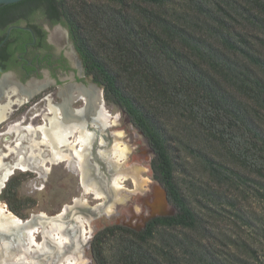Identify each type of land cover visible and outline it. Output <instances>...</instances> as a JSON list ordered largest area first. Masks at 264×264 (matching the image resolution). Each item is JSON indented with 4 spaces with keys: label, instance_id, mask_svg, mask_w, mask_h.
I'll return each mask as SVG.
<instances>
[{
    "label": "trees",
    "instance_id": "trees-1",
    "mask_svg": "<svg viewBox=\"0 0 264 264\" xmlns=\"http://www.w3.org/2000/svg\"><path fill=\"white\" fill-rule=\"evenodd\" d=\"M127 1L72 11L67 0H24L0 12L68 27L87 75L145 137L155 178L178 204L156 234L115 240L111 263L264 264V0H188L176 15L162 10L167 0ZM184 118L223 151L204 157L214 185L194 188L207 217L188 207L175 177L170 127Z\"/></svg>",
    "mask_w": 264,
    "mask_h": 264
},
{
    "label": "flooded vegetation",
    "instance_id": "flooded-vegetation-1",
    "mask_svg": "<svg viewBox=\"0 0 264 264\" xmlns=\"http://www.w3.org/2000/svg\"><path fill=\"white\" fill-rule=\"evenodd\" d=\"M5 7L0 6V12ZM23 14L24 10L9 11L0 19V38L5 36L2 43L3 45L6 43L5 56L0 59V106L7 107L5 118L0 122V143L3 141L2 146L0 145V187L2 186L0 205H3V202L4 207H7L5 210L12 214H17L13 204L18 198L17 191L20 186L16 172L28 173L34 168L48 170L51 164L49 162H58V160H53L54 153L45 134L51 127L50 119H47L48 115H51L50 112L46 114V121L42 127L34 126V118L24 116L23 113L40 94L46 93L54 85L56 88L63 85L62 89L80 85L79 83L84 78L91 77L87 75L84 65V69L79 68L82 59L78 62L74 51L68 54L66 49L59 50L57 43L52 40L51 29L57 25L65 28L63 23L53 24L41 16L40 21L39 18L35 21L33 18L29 20ZM71 60L76 61L78 67H75ZM65 79L69 81L64 82ZM30 84L38 89L32 95H27V91L30 92L31 88L35 87L29 86ZM80 86H91L96 90L100 88L95 83ZM86 129L94 134L88 157V166L91 170L89 179L103 192L102 199H105V204L99 203L89 208L86 207L88 217L76 216L78 213L76 206L80 204L77 198H73V206L66 207L55 217H16L21 223L13 217H9L8 222L4 217H0L6 227L0 231V264H64L66 261L68 264H112L110 251L115 240L123 236L149 237L152 233L156 234L160 231L162 219L175 217L179 213L178 204L172 201L168 189L155 178L151 163L152 180L148 188L139 192L137 197L143 209L136 211L134 207L124 208L127 209V214H120L117 212L120 204L116 202L109 214L107 206L115 201L113 180L116 170L101 159L98 152L101 147V136L106 140L107 149L111 147L112 126L102 130L89 123ZM70 137L71 141L76 138ZM42 138L45 142L40 149L43 150L42 156L46 158V165H42L39 155L32 156L31 154L34 147L33 139L40 142ZM25 141H29V145H25ZM60 150L62 153H71L73 158L71 161L60 163L66 162L75 173L80 174L81 171L77 165L78 157L73 152V148L64 144L60 146ZM150 150L154 154L151 148ZM38 151L37 149L36 153ZM21 156H23V164L28 166L25 170L17 166L21 161ZM80 180V185L85 190L82 173ZM8 188L11 190L9 195L6 192ZM89 194L93 195L94 199H99L95 193L90 192ZM7 195L10 204L6 200ZM128 196L132 197L133 194L129 192ZM161 197L164 202L160 200ZM67 211H70L69 217H63ZM160 212L167 214L160 215ZM34 227H38L40 231L34 233L36 231ZM19 229L20 232H18ZM34 234H36L35 240L43 243L41 247L43 250L34 243L29 251L24 250L29 245L28 241H33Z\"/></svg>",
    "mask_w": 264,
    "mask_h": 264
},
{
    "label": "rangeland",
    "instance_id": "rangeland-1",
    "mask_svg": "<svg viewBox=\"0 0 264 264\" xmlns=\"http://www.w3.org/2000/svg\"><path fill=\"white\" fill-rule=\"evenodd\" d=\"M85 1L89 3L98 2V0L94 2L91 0H67V4L72 8V11H76L77 9H79L80 3H83ZM99 3L107 5V3L104 1H99ZM138 4L140 5L141 3H138L136 1L134 2L132 0H128L126 2L127 7H132ZM189 5L190 4L188 3V0H167L166 5L164 6V8H162V10H164L166 14L176 15L181 11L188 10ZM141 6L144 5L142 4ZM110 8L116 7L111 4ZM236 27L238 30H240V28L246 29L245 26L242 27L239 23H235V28ZM67 30L61 28H55L51 30L52 40L57 43V47H59V50L66 49L68 54L71 53V51H74L77 55V61L80 62L81 57L80 55H78L79 53L77 51V47L71 38L69 29ZM101 57L105 59L103 53H101ZM71 62L73 65H75V67H78V63H76V61L71 60ZM80 64L81 65L79 66V68L81 70L84 69L82 61L80 62ZM111 68L114 67L111 66ZM63 81L68 82L69 79H65ZM73 81L75 82L77 80ZM92 83H94L92 78L86 77L79 84L89 86ZM31 85L33 84H30L29 86ZM29 86L27 88H29ZM62 86H58L56 88L54 85L46 93L40 94L32 104H29L30 106L23 114L24 116L28 115L29 117L34 118V126L42 127V125L46 121V114L48 112H50L51 114V105H58L63 103V96L60 95ZM93 89L96 90L95 88ZM96 91L100 94L101 97L104 96V91L102 88H98ZM83 105L84 104L82 100H76L73 103L74 108H82ZM103 109L109 114V126L102 130L108 129L112 126V134H110L112 143L111 147L107 149L106 140L103 136H101V147L99 148L98 153L101 159L108 162L110 167H113L116 170L115 178L113 180L115 201L107 206V212L111 214L113 206L116 204V202L120 204L117 210V212H120V214H127L126 210L132 209V207H134L136 211H141V209L143 208L140 205L139 198L137 197L139 192L144 191L146 188H148L152 180V171L150 169V165L154 161L155 154H153V152L150 150V145L148 144L145 137L137 128H135L131 124L127 115H125L118 106L105 100V102H103ZM51 117L52 114L48 115L47 119H50ZM188 121L189 120L185 118L181 122L173 120L170 127L171 132L175 135V137L178 138V140L175 142L173 141L171 145V150L176 166L175 177L182 196L187 201L188 207L191 210H194V212H196L200 217H207L203 213V211L199 209L198 198L200 197L199 195L196 196L194 192L197 188L214 185L212 184L214 183V180H212L209 175V170L206 167L204 157L208 156L209 158L218 159V157L223 154V151L218 142L213 137L208 135L206 132L204 133L201 130V127L194 125V123H190V121ZM19 132L20 130L18 131V133ZM87 132L93 134V132H89L88 129ZM79 136L80 134L78 130L74 131L72 137L76 138L71 141L70 137L68 140L70 145L69 143L66 145L72 147L74 153H76L77 150H82L83 153L86 154V158L88 159V157L90 156V148L93 140L90 144L86 145L80 142ZM33 140L34 147L32 148L31 152L32 156L39 155L42 159V165H46V158L42 156L43 150L40 149L44 145L43 143L45 142V140H43V138L40 142L36 141V139ZM2 144L3 141H1L0 145L2 146ZM24 144L29 145V141H25ZM75 145L77 146L75 147ZM113 148L114 150H123L124 153H122V157L115 156V154L113 153ZM37 149L39 151L36 153ZM13 150L15 151V149H12V151ZM63 153L66 154L67 158L58 162H49L55 165L50 164L48 166V170L34 168L28 173L21 171L16 172V176L19 180L20 186L17 191L18 198L13 204L14 208L18 212L17 214H13L14 216L55 217L60 212H62L63 209H66V207L73 206V198H77L78 201H80V204L76 206L78 207V213L76 214V216L88 217L89 215L87 214L88 211L86 207L89 208L99 203L105 204V199H102L104 194L98 195L93 190L87 191L85 188V191L83 187H81L80 175L82 171L79 165V159H77V165L80 168V174L75 173L70 168V166L67 165L66 162L60 163L63 161H71L73 159L72 155H70L71 153ZM22 160L23 156H21V161L17 164V166L25 170L28 166L23 164ZM90 164L92 165V163ZM88 192L95 193L96 197H98L99 199H94L93 195L89 194ZM129 192L133 194L132 197L128 196ZM2 204L3 205H0V208L7 209L6 206L4 207L3 202ZM69 213L70 211H67L63 217H69ZM34 228L36 230L35 233L40 231L38 227ZM20 231L21 230L19 229L18 232ZM35 235L36 234H34L33 236L32 242L28 241L29 245L25 247L24 250L29 251L30 248L33 247L32 243L36 244L41 250H43L41 248L43 246V243H38L35 240ZM110 252H112V250ZM22 256H24V254ZM65 263L68 264L67 261L64 262V264Z\"/></svg>",
    "mask_w": 264,
    "mask_h": 264
},
{
    "label": "bare ground",
    "instance_id": "bare-ground-1",
    "mask_svg": "<svg viewBox=\"0 0 264 264\" xmlns=\"http://www.w3.org/2000/svg\"><path fill=\"white\" fill-rule=\"evenodd\" d=\"M37 89L38 88L36 86L31 88L30 92L27 91V95H32L34 91H37ZM60 94L63 96V103L59 105L50 106V110L52 114V117L50 118L51 127L50 129H47V131L45 132L46 138H48L49 144L51 145L53 153H54L53 160H58V161L59 160L61 161L67 158L66 154H63L62 151L60 150V146L69 143L68 142L69 136H72L74 134V131L78 130L80 134L79 136L80 142L88 145L93 140L94 134L87 132V129H86L87 124L91 123L98 129H104L107 126H109V119H108L109 114L103 109L102 97L92 87H82L80 85L69 86V87L61 89ZM76 99L82 100L84 104L82 108L73 107V103L76 101ZM6 110H7L6 106H0V122L4 120ZM115 150L113 152L115 156L122 157V153H124V151L120 149L118 150L115 149ZM76 155L79 159V165L81 167V171L83 174V178H82L83 185L85 186L86 190L87 191L93 190L98 195L103 194V192L100 191V189L96 186V184H94L93 182H90V179H89L90 178V173H89L90 168L88 166V159L86 158L87 157L86 154L83 153L82 150L80 151L77 150ZM10 174L11 172L8 174V176ZM0 217H4V219L7 222H8L9 217H13L14 220H16L17 222H20V219L16 218V216L7 212L3 208H0ZM0 222H1L0 223V231H1L4 229L5 225L4 223H2V220H0ZM7 229H9V227ZM52 235L53 234H51V236Z\"/></svg>",
    "mask_w": 264,
    "mask_h": 264
},
{
    "label": "water",
    "instance_id": "water-1",
    "mask_svg": "<svg viewBox=\"0 0 264 264\" xmlns=\"http://www.w3.org/2000/svg\"><path fill=\"white\" fill-rule=\"evenodd\" d=\"M22 1H24V0H0V6H7V5H12V4H16V3H19V2H22ZM35 18V19H34ZM33 18V20L35 21V20H37L38 18H39V21H40V16L39 17H34ZM64 26H66L65 24H64ZM55 28H61V29H64V30H67V27H62V26H60V25H57V26H55L54 28H52L51 30H53V29H55ZM68 31V30H67ZM9 34V33H8ZM3 45V43L0 45V47ZM102 100H103V102H105L104 101V99H103V97H102ZM160 200H162L163 201V199H162V197H161V199ZM164 202V201H163ZM160 215H166L167 213H165V212H160L159 213ZM155 215V214H154Z\"/></svg>",
    "mask_w": 264,
    "mask_h": 264
}]
</instances>
